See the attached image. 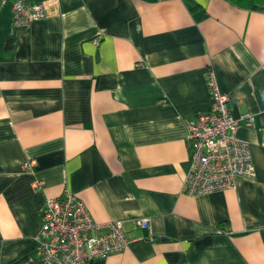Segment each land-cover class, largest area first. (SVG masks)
Segmentation results:
<instances>
[{
	"label": "crops",
	"instance_id": "crops-1",
	"mask_svg": "<svg viewBox=\"0 0 264 264\" xmlns=\"http://www.w3.org/2000/svg\"><path fill=\"white\" fill-rule=\"evenodd\" d=\"M47 6L14 26L12 0H0V264H44L41 207L66 190L131 237L90 264H264V4ZM209 70L235 117L255 115L238 134L256 176L189 195L188 121L212 108Z\"/></svg>",
	"mask_w": 264,
	"mask_h": 264
},
{
	"label": "built area",
	"instance_id": "built-area-1",
	"mask_svg": "<svg viewBox=\"0 0 264 264\" xmlns=\"http://www.w3.org/2000/svg\"><path fill=\"white\" fill-rule=\"evenodd\" d=\"M50 0H12V23L26 26L48 14ZM207 85L212 108L188 121V145L191 166L184 181L189 195L213 192L235 186L237 176H256L250 141L238 134L242 123L255 125V115L244 112L235 117L229 96L221 92L213 70ZM35 160L26 162L29 167ZM44 184L34 181L35 187ZM41 227L36 235V254L44 264H90L94 259L120 251L131 242L121 220L97 222L87 204L75 193L47 198L41 207ZM149 228L150 220L138 221Z\"/></svg>",
	"mask_w": 264,
	"mask_h": 264
},
{
	"label": "trees",
	"instance_id": "trees-1",
	"mask_svg": "<svg viewBox=\"0 0 264 264\" xmlns=\"http://www.w3.org/2000/svg\"><path fill=\"white\" fill-rule=\"evenodd\" d=\"M229 1L240 7H246V8H250L251 6L259 3L264 4V0H229Z\"/></svg>",
	"mask_w": 264,
	"mask_h": 264
},
{
	"label": "rangeland",
	"instance_id": "rangeland-1",
	"mask_svg": "<svg viewBox=\"0 0 264 264\" xmlns=\"http://www.w3.org/2000/svg\"><path fill=\"white\" fill-rule=\"evenodd\" d=\"M261 4V3H260Z\"/></svg>",
	"mask_w": 264,
	"mask_h": 264
}]
</instances>
